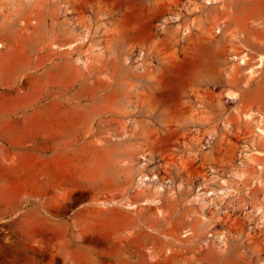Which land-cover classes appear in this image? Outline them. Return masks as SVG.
Returning a JSON list of instances; mask_svg holds the SVG:
<instances>
[{
    "label": "rangeland",
    "instance_id": "1",
    "mask_svg": "<svg viewBox=\"0 0 264 264\" xmlns=\"http://www.w3.org/2000/svg\"><path fill=\"white\" fill-rule=\"evenodd\" d=\"M261 55L264 0H0V264H264Z\"/></svg>",
    "mask_w": 264,
    "mask_h": 264
},
{
    "label": "bare ground",
    "instance_id": "2",
    "mask_svg": "<svg viewBox=\"0 0 264 264\" xmlns=\"http://www.w3.org/2000/svg\"><path fill=\"white\" fill-rule=\"evenodd\" d=\"M212 2H214V0H206V3L207 4H210V3H212ZM250 8L252 7V6H249ZM248 6H246V7H244V9H247V8H249ZM263 9V8H262ZM252 10H254V9H252ZM43 40V39H42ZM25 42H27V41H25ZM23 45V44H22ZM18 47H20V46H18ZM56 47V46H55ZM65 47V46H64ZM63 47V48H64ZM26 48H27V46H26ZM26 48H24L25 49V53H27V50H29V49H27L26 50ZM22 51V50H21ZM21 51H20V53H21ZM19 52V49L18 48H13V51L12 52H10V54H18V56H19V54L20 53H18ZM25 53H24V55H25ZM53 54H58L59 52L58 51H54V52H52ZM61 53V52H60ZM59 53V54H60ZM68 54V53H67ZM15 56V58H17V55H14ZM26 57V56H25ZM32 58V57H31ZM250 57L247 55V53H245V54H243V55H241L240 56V63L241 64H246L247 62H248V59H249ZM30 59V58H29ZM30 61V60H29ZM263 64H264V57L261 55V56H259L258 57V59H257V63L255 64V65H253V66H250L249 68H248V73L249 74H251V75H253V74H256V69L257 68H259V67H262L263 66ZM64 65H66V64H64ZM9 68V67H8ZM11 68V67H10ZM9 68V69H10ZM9 69H8V71H9ZM11 72H13V71H11ZM3 76V75H2ZM8 77V76H7ZM37 79H39V78H37ZM40 84L42 85L43 84V81H40ZM28 98V97H27ZM43 108V107H42ZM83 111L82 110H79V109H77V110H72V111H69V110H67V111H61V110H59L58 111V115H55L56 117H65V118H67L68 120H69V115L73 118V116L74 117H80V116H82V113ZM49 113H50V111H47V110H39V109H36L34 112L32 111V113L31 114H29V115H26L25 116V118H24V121H25V123L24 124H29V123H31V121H33V120H36V119H39V120H48V117L50 116L49 115ZM51 117V116H50ZM23 121V122H24ZM40 123V122H39ZM23 124V123H22ZM32 124V123H31ZM34 124V123H33ZM18 126H19V128H20V125L18 124ZM22 127H23V125H21ZM29 126V125H28ZM31 126H33V125H31ZM25 128H27V125H25ZM32 129H33V127H31ZM262 129V131L264 132V128H261ZM18 130V129H17ZM24 131V130H23ZM22 131V132H23ZM30 131V130H29ZM21 132V131H20ZM25 132V131H24ZM18 134V133H17ZM14 136V135H13ZM15 137H17V136H15ZM16 165V164H15ZM18 165H21V164H19L18 163ZM14 165L12 164V167H13ZM18 168V167H17ZM13 170H14V168H13ZM28 172V171H27ZM31 179V178H30ZM145 179V178H144ZM140 184H145V182H144V180H140Z\"/></svg>",
    "mask_w": 264,
    "mask_h": 264
},
{
    "label": "crops",
    "instance_id": "3",
    "mask_svg": "<svg viewBox=\"0 0 264 264\" xmlns=\"http://www.w3.org/2000/svg\"><path fill=\"white\" fill-rule=\"evenodd\" d=\"M16 96H18V95H16ZM35 111V110H34ZM12 118V117H11ZM14 121H15V119L14 118H12ZM51 139H49V141L47 142V143H49V144H61V143H64V142H67L65 139L66 138H64V137H50ZM51 140V141H50Z\"/></svg>",
    "mask_w": 264,
    "mask_h": 264
}]
</instances>
